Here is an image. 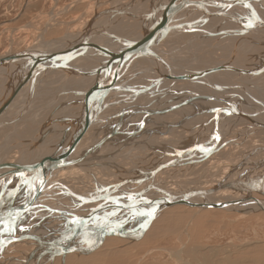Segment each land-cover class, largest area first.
I'll return each mask as SVG.
<instances>
[{
	"label": "bare ground",
	"instance_id": "bare-ground-1",
	"mask_svg": "<svg viewBox=\"0 0 264 264\" xmlns=\"http://www.w3.org/2000/svg\"><path fill=\"white\" fill-rule=\"evenodd\" d=\"M114 5L123 7L119 14L88 18L80 29H92L76 41L68 42L71 32H62L42 46L46 41L40 36L33 46L0 56V264H43L54 253L87 254L112 233L141 239L152 218L176 202L242 217L264 213V157L250 156L253 147L230 163L225 159V165L219 160L229 155L224 150L232 142L229 135H253L255 150L264 152V64H256L264 56V0H116ZM58 40L67 46L58 48L61 43L53 44ZM139 47H144L141 61L133 58ZM22 51L26 58L18 55ZM123 55L125 60H116ZM39 56L46 62L36 64ZM52 80H60L65 92L52 90L47 97ZM211 159L223 165L218 180L189 189L188 179L211 171ZM175 169L180 179L188 177L182 178L187 190L168 191L145 205L146 197L161 193L157 190L171 189L159 174ZM119 172L125 177H116ZM153 207V217L140 215ZM114 214L136 224L97 226ZM91 224L98 241L81 243ZM15 235L22 238L11 246ZM46 249L48 254L39 256ZM237 252L221 262L236 264Z\"/></svg>",
	"mask_w": 264,
	"mask_h": 264
},
{
	"label": "rangeland",
	"instance_id": "rangeland-1",
	"mask_svg": "<svg viewBox=\"0 0 264 264\" xmlns=\"http://www.w3.org/2000/svg\"><path fill=\"white\" fill-rule=\"evenodd\" d=\"M113 1L0 0V56L15 52L20 49L24 50L28 46H33L35 41H38V38L40 36L43 37L44 41H46L45 43H42V46L48 45L47 43L62 35V32L63 34L64 32H71L68 36V42H73L78 40L82 36H87L88 32L92 28L87 27L86 33H84L83 30L80 29V27L88 20V18L92 19L107 16L108 14H113L111 12L112 10L117 12V14L121 12L123 7L121 8L118 5L115 6L114 4H116V0L114 1L115 3H113ZM125 1L127 0H123V2ZM107 10L108 12L103 14V12ZM102 19L110 20L111 18L106 17ZM48 25L51 27L49 28ZM52 26L54 27V29L52 28ZM69 26H71V28ZM143 26L144 24L138 28L137 33H134V36L136 38H139L142 35ZM64 27H66L67 30H65L66 28L64 29ZM73 27L77 30L72 33V31L74 30ZM98 32L99 31H97L96 34ZM57 43H61V46H59L58 48H62L63 44L67 46V44L62 40L53 42V44ZM246 49H248L247 46ZM263 57L264 56L260 55L256 60V64H264L262 59ZM54 82L52 80L49 82L48 87L46 86L47 88H49L47 91V97L49 96V92H51L52 90L55 92L58 91L57 94H59V91H61L60 93L65 92V85H63L60 80H57V83ZM57 87L59 90L57 89ZM2 94L0 93V100L2 99V97H4ZM41 100L42 98L36 99L37 102ZM226 139L231 140L232 142L229 141L230 143L228 142L224 144V150H227L229 152V155L228 157H223V159L220 157L221 159L219 160H222V164L225 162V159L226 164L227 162H232V159H239L244 155V153L248 152V150L253 147L254 148L251 150L253 152L250 156H253L258 160L264 157V152L255 150L258 144V142H255V140L258 141V138L254 137L253 135H249L248 137L245 135H229L228 137H226ZM237 143H239L240 145ZM252 144H254L255 146ZM216 154L217 153H215L214 155V159L218 160V158H216ZM214 159L208 161V163H211L210 165H214V169L213 167L210 168L211 171L205 170L204 172V170H199L198 172L197 168L188 169L187 167H182L185 171L191 170V173L198 172L199 174V176H192L190 178L191 180H187V187L189 189H193L194 187L207 188L206 185L209 186L212 183H215L216 180H218V178L222 174L221 166L223 167L225 163L223 165L221 164V162L216 163L217 161H215ZM214 162L216 163V165ZM178 169L173 170L171 173L169 172L166 174H159V176L162 175V177H164L163 181L168 178V183L166 184L167 187H171V189L163 190L165 192H163L162 190H157L156 194L160 192L161 193L159 195H154L153 193L151 197L154 196V198H151L150 196H148L149 198L146 197L145 201L143 200V202L146 203L145 205L152 204L156 200H159L158 198H162L163 196H165L168 191H173V193H183L185 192V190H187L183 187H186L184 185V181L186 180L184 179H187L188 177L185 178L183 176L182 178L184 179L181 178V180L178 176ZM117 174H115L116 177H120L121 175L124 176V173L122 174V172H119ZM180 174H182V172ZM175 176L177 181L178 179H180L178 183L181 185H178L176 179L174 178ZM251 177H253V175H251ZM212 179H215L214 182ZM99 180L103 181L104 178H101ZM171 181L173 185L171 184L170 186ZM158 182L160 181H156L157 184H161ZM163 183L164 184L162 187L164 188L165 182ZM191 185H193V187ZM173 186H181L182 188L179 187L178 189H176V187L172 188ZM145 194L147 195V192L144 193V195ZM150 198L152 202L148 203L150 202L148 201ZM174 204L177 205L169 207L168 209H166V211L164 210L161 214L152 218V221L147 228L148 231L146 230L141 239L138 238V240H133L128 237H122L120 236V234H108L109 237L107 236L103 246L96 249V251L93 250L87 254H77L73 252L64 255L60 253H54L55 257L52 256L51 258H47V260L43 261V264H223L221 261L224 256L229 254L228 252L235 253L238 250L239 251L234 254L235 259L238 260L236 264H264V213L260 212V210L259 212L248 213V216L242 217V213L232 210L228 211L222 208L219 209V207H207L208 209L206 208L203 210H199L196 206L189 203L180 204V202H176ZM261 210L263 211V209ZM195 213L196 215L194 217L193 215ZM106 217L103 219V222H98L97 226L111 221L118 223L119 221L120 223L124 222L125 225H128L131 228L136 224V220L129 219V222H125L127 218L123 219L120 216H116V214L109 215L108 219ZM38 220L39 219L37 218L36 221ZM70 223H72V221H70L69 224ZM90 227L93 229L87 231L81 236V243L87 241L89 242L91 238L96 237L97 230L92 224L90 225ZM57 234H59V232L55 233V235ZM21 238L22 236L19 235L13 236L10 238L11 242L9 244H11L12 246L13 244L19 242ZM71 240H73V237L71 238ZM93 241L97 242L98 238H94ZM23 244L25 243L23 242ZM16 246L20 247V245ZM48 250L49 249L44 250L40 253L39 256L48 254ZM225 251L226 254H224ZM13 254L18 255V251H14ZM200 258L201 260H199Z\"/></svg>",
	"mask_w": 264,
	"mask_h": 264
},
{
	"label": "water",
	"instance_id": "water-1",
	"mask_svg": "<svg viewBox=\"0 0 264 264\" xmlns=\"http://www.w3.org/2000/svg\"><path fill=\"white\" fill-rule=\"evenodd\" d=\"M166 25H168V19H167V23H166ZM144 47H139V48H137L136 50H137V52L133 55V58H134V60L136 59L137 61L138 60H140V59H144V58H141L140 57V53H141V51H144V50H142ZM25 52L26 51H22V52H20V53H18V55H20V56H22L23 58H26V56H25ZM66 53H68V54H65V55H69L70 53L69 52H66ZM51 55V54H50ZM49 55V56H50ZM45 58H51V57H49V56H46V55H43ZM39 58H41V59H39ZM54 58H56V59H60V56H54ZM125 60V57H124V55L123 56H119L118 57V59H116V60ZM145 59H147L146 57H145ZM38 60H41L42 61V63H45L46 61H43V59H42V57L41 56H39L38 57V59L36 60V64L38 63ZM23 61V60H22ZM31 61H34V60H31ZM62 61V60H61ZM141 61V60H140ZM67 62V61H66ZM65 63V62H64ZM0 64H2L1 62H0ZM35 66V65H34ZM149 66L151 67V64H149ZM38 67V66H37ZM36 67V68H37ZM34 69V67L33 66H30V70H33ZM170 75V74H169ZM101 80L102 81H104L105 79L103 78V77H101ZM103 85V84H102ZM93 89V88H92ZM92 89H90V90H88V91H86V92H84L85 93V95H86V93H91V91H92ZM94 91H96V90H94ZM93 91V92H94ZM86 97H89V95H86ZM6 171H8V172H10V170H6ZM35 176H38V173H36V175ZM182 201H184V200H182Z\"/></svg>",
	"mask_w": 264,
	"mask_h": 264
},
{
	"label": "snow or ice",
	"instance_id": "snow-or-ice-1",
	"mask_svg": "<svg viewBox=\"0 0 264 264\" xmlns=\"http://www.w3.org/2000/svg\"><path fill=\"white\" fill-rule=\"evenodd\" d=\"M241 2H243V0H241ZM227 6H230V5H227ZM252 26H253V22H252V20H249V22H248V27H252ZM215 138H216V139H219V136L217 135ZM201 150H202V151H205V152L209 151V149L203 148V146H201ZM148 203H151V202H148ZM155 211H156V209L153 207L150 211L140 213V215L147 216V217L151 218V217L154 216ZM79 222H80L79 220L74 221V223H79ZM12 230H14V229H12V228L10 227V228H9V231H12ZM113 230H114V229H113Z\"/></svg>",
	"mask_w": 264,
	"mask_h": 264
},
{
	"label": "crops",
	"instance_id": "crops-1",
	"mask_svg": "<svg viewBox=\"0 0 264 264\" xmlns=\"http://www.w3.org/2000/svg\"><path fill=\"white\" fill-rule=\"evenodd\" d=\"M177 150V149H176Z\"/></svg>",
	"mask_w": 264,
	"mask_h": 264
}]
</instances>
